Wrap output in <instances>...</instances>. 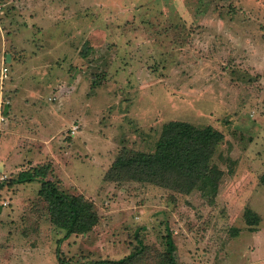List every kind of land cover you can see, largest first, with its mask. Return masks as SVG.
<instances>
[{
  "label": "rangeland",
  "instance_id": "rangeland-1",
  "mask_svg": "<svg viewBox=\"0 0 264 264\" xmlns=\"http://www.w3.org/2000/svg\"><path fill=\"white\" fill-rule=\"evenodd\" d=\"M49 66L61 67V79L28 73ZM55 82L66 85L61 96ZM15 98L31 113L16 110ZM40 103L54 129L68 122L43 127L34 120ZM0 119V146H8L0 200L9 201L0 264H61L65 231L51 221L40 181H14L45 163L101 217L60 243L73 264L120 259L140 241L148 249L130 264H155L169 231L181 264H264V0H0ZM175 119L224 133L216 191L109 174L123 148L154 151ZM247 208L259 224L248 223Z\"/></svg>",
  "mask_w": 264,
  "mask_h": 264
},
{
  "label": "trees",
  "instance_id": "trees-1",
  "mask_svg": "<svg viewBox=\"0 0 264 264\" xmlns=\"http://www.w3.org/2000/svg\"><path fill=\"white\" fill-rule=\"evenodd\" d=\"M224 133L208 124L197 126L185 120H170L163 124L154 151L123 148L113 162L109 174L117 173L120 179H134L170 187L179 192L195 188L217 190L222 170L215 164L217 148L224 141ZM52 165L45 163L34 169L22 170L14 181L38 180L39 194L46 201L50 219L64 230L58 239L57 255L61 264H73L62 254L60 243L72 234L88 233L100 221L96 204L83 194L66 191L60 182L49 177ZM115 173V174H116ZM264 176V175H263ZM250 224H259L261 216L251 208L245 211ZM253 229H257L254 226ZM166 248L161 251L155 264H181L177 257V245L171 231L165 235ZM148 249L142 241L138 248L117 260L102 259L103 264H130Z\"/></svg>",
  "mask_w": 264,
  "mask_h": 264
},
{
  "label": "crops",
  "instance_id": "crops-1",
  "mask_svg": "<svg viewBox=\"0 0 264 264\" xmlns=\"http://www.w3.org/2000/svg\"><path fill=\"white\" fill-rule=\"evenodd\" d=\"M5 60H6V58H5ZM12 60H13V56H11L10 55V59L8 60V62H6V64L8 65L10 62H12ZM10 61V62H9ZM49 69H47V68H45V69H41V70H37L36 68H34L33 69V71H30V72H28L29 74H31L30 76H32L33 78H35V81H40L41 79H42V75H43V70L44 71H46L47 72V75L50 77L49 79L50 80H53V81H55L56 79H57V77H56V75H59V78L61 79V73H62V69H61V67H59L58 69H54V70H51L50 68H52L51 66H49L48 67ZM10 70V69H9ZM39 73H41V78H38L37 76H36V74H39ZM64 74V73H63ZM34 75V76H33ZM65 75V74H64ZM8 77H10V75L8 74V76H7V79H8ZM2 78V77H1ZM5 78H2V80H4ZM65 86V88H66V85H64ZM64 86L62 85V84H60V83H56L55 82V85H54V87H58V92L56 93V95L59 93V96H61V94H64V93H62L63 92V90H64ZM49 87V86H48ZM55 88V89H56ZM52 90L51 92H54V91H56V90ZM32 91V94H36V95H41V93H43V91H37V90H31ZM18 98H15L14 99V101H13V105H14V108L16 109V110H22V111H24V113L25 112H27V113H31V106L30 105H23V101H20V102H17L16 100H17ZM20 100H21V97H20ZM24 106V108H22ZM35 106V109L36 110H39V111H35L34 112V114H35V117H34V120H37V122L38 123H40V124H42V126L43 127H46V123H48L49 122V125H48V128L51 130V131H54V132H57L60 128H61V126L62 125H65L68 121H67V119L65 118L64 120H62V121H60V125H59V127H57V129H54V126L56 125V123H54V118H52L50 115H48L49 114V112H50V109H49V106L48 105H44L43 103H40L39 105H34ZM0 121H2L1 119H0ZM8 146H0V152L2 151V150H5L6 148H7ZM19 148H20V146H19ZM4 211V210H3ZM2 211V212H3ZM261 232V229L259 228V229H255L254 230V235H255V238L257 239V237H258V235H259V233Z\"/></svg>",
  "mask_w": 264,
  "mask_h": 264
},
{
  "label": "built area",
  "instance_id": "built-area-1",
  "mask_svg": "<svg viewBox=\"0 0 264 264\" xmlns=\"http://www.w3.org/2000/svg\"><path fill=\"white\" fill-rule=\"evenodd\" d=\"M9 74V67L8 65L6 64V60L5 58L3 59V63H2V66H1V77L2 78H6ZM72 133H76L79 129V124H74L72 125ZM0 205L2 206V211L4 210V207L9 205V201L8 200H0ZM1 211V212H2Z\"/></svg>",
  "mask_w": 264,
  "mask_h": 264
},
{
  "label": "water",
  "instance_id": "water-1",
  "mask_svg": "<svg viewBox=\"0 0 264 264\" xmlns=\"http://www.w3.org/2000/svg\"><path fill=\"white\" fill-rule=\"evenodd\" d=\"M10 59V54H8V60ZM2 211V206L0 205V212Z\"/></svg>",
  "mask_w": 264,
  "mask_h": 264
}]
</instances>
